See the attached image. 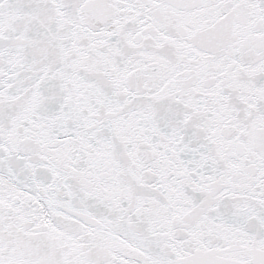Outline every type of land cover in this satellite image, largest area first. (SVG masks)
Listing matches in <instances>:
<instances>
[{"label":"snow or ice","instance_id":"1","mask_svg":"<svg viewBox=\"0 0 264 264\" xmlns=\"http://www.w3.org/2000/svg\"><path fill=\"white\" fill-rule=\"evenodd\" d=\"M0 264H264V0H0Z\"/></svg>","mask_w":264,"mask_h":264}]
</instances>
